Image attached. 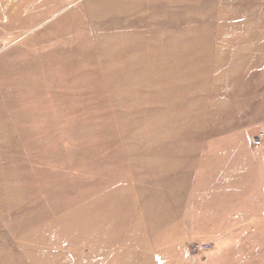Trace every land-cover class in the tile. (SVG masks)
<instances>
[{
	"label": "rangeland",
	"instance_id": "1",
	"mask_svg": "<svg viewBox=\"0 0 264 264\" xmlns=\"http://www.w3.org/2000/svg\"><path fill=\"white\" fill-rule=\"evenodd\" d=\"M0 264H264V0H0Z\"/></svg>",
	"mask_w": 264,
	"mask_h": 264
},
{
	"label": "built area",
	"instance_id": "2",
	"mask_svg": "<svg viewBox=\"0 0 264 264\" xmlns=\"http://www.w3.org/2000/svg\"><path fill=\"white\" fill-rule=\"evenodd\" d=\"M260 142H261V141H260L259 139L254 140L255 145L260 144Z\"/></svg>",
	"mask_w": 264,
	"mask_h": 264
}]
</instances>
